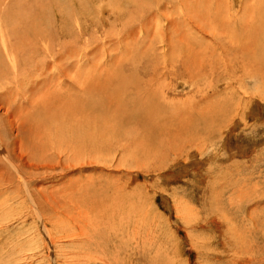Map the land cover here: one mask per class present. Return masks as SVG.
<instances>
[{
  "label": "rangeland",
  "instance_id": "1",
  "mask_svg": "<svg viewBox=\"0 0 264 264\" xmlns=\"http://www.w3.org/2000/svg\"><path fill=\"white\" fill-rule=\"evenodd\" d=\"M242 2L206 12L163 3L138 48L140 33L120 34L105 53L94 31L1 76L0 264H264V52L248 62L255 47L246 35L264 0ZM141 15L117 27L132 32ZM117 72L177 111L159 150L144 135L102 151L99 142H55L44 123L55 99L73 106ZM31 101L46 105L43 120ZM204 117L203 132L186 130Z\"/></svg>",
  "mask_w": 264,
  "mask_h": 264
},
{
  "label": "bare ground",
  "instance_id": "2",
  "mask_svg": "<svg viewBox=\"0 0 264 264\" xmlns=\"http://www.w3.org/2000/svg\"><path fill=\"white\" fill-rule=\"evenodd\" d=\"M163 3L167 6H171L172 9L180 8L184 11H189L191 8L197 10L205 8V10L226 11L222 9L224 8V3L225 7H228L229 10L243 4L242 0H50V2L49 0H0V15L5 18L0 19V78L1 76L7 75L9 72H11L9 75L12 74V76H16L18 72L16 71V67L21 63V60L25 59L27 56H30L28 58L36 57L37 60L34 61L36 63L39 56L42 55L41 53H48L47 55L53 54L54 48L60 46L63 48V51L68 46L76 48L82 36L93 35L94 31L99 32L100 43L104 46L103 52L105 53L107 52V46L104 44L112 38L118 39L120 34H122L121 36L123 37L132 38L133 35L140 33L139 38L137 36H134V38H136L137 43L138 41H143V38H140L143 34L142 25L146 22L149 24L151 20L154 21L159 18L161 15L160 12L157 10L153 11V9H158L160 7L159 5ZM258 3L260 2L258 1ZM259 6V10L253 14L254 16L251 19V21H254L253 27H251L250 32L246 33L247 36L250 35L254 44L253 46L255 47L252 53L247 56V58L250 59L248 62H251V60L253 62L260 61L259 59L264 52V7L262 10L261 5ZM50 10H54L52 15L48 13ZM146 11L153 12L151 18L149 17L150 15H146ZM201 12L206 11L202 10ZM137 13L142 14L139 19L142 20V24L141 26L139 25V28L133 27V23L132 32L127 29V26L117 27V24L121 26V24L127 20H133ZM226 15H228V13ZM184 18L188 19L189 17L186 16ZM219 18L220 17L217 16L213 19L218 22L220 20ZM234 19L235 18L229 19V21L233 22ZM209 20L211 19L209 18ZM126 23L130 25V22ZM225 27L228 28V26ZM7 28H10L9 33ZM50 34H54L56 38L54 41L48 39L47 35ZM135 45L138 48L140 44L138 43V45ZM85 46L87 47V45ZM86 47L83 45L80 50L85 52ZM92 50L93 48L90 49V51ZM133 54L134 52L131 54V59L133 58ZM3 57L6 58V62L2 59ZM39 69L41 70L40 67ZM107 76L110 77V74H107ZM128 90L134 92L126 99L123 94ZM77 97V99L71 100L74 103L73 106L68 104L69 102L65 103L68 99H65L64 102L61 97L55 99V102L48 107V109L46 108V118L44 116L46 119V122H44L45 129L48 131L51 129L54 140L58 138L55 142H64L69 148L78 149L79 145L92 146V144L95 145L96 142H99V145H102L99 150L102 151L103 149H108L111 143H118L119 141L124 142V139L127 140L129 136H135L137 138L138 135H144L146 136L145 145L150 147V149L159 150L157 143L160 145V140H162L161 136L164 135V129L165 132L166 130L170 132L173 131L168 127V129H166L165 124H169L171 121L173 122V120H175V113L177 111L174 113V109L169 105L165 104L163 101L162 103L164 104L160 103L161 100L157 92L143 90L141 84L138 86L133 75L128 76L117 72L115 75H112L107 85L102 86L99 90L90 89L87 95ZM165 97H167V94ZM41 99L42 98H40V101L42 102ZM107 100L116 102L113 103L112 107L106 108L104 101ZM30 103H33L34 110H38L35 114L36 117H33L41 119L43 115L39 114L40 110H45L44 106L46 107V105L41 107V103L40 106L34 101ZM78 114L82 117L75 123L73 121L75 120V115ZM84 116L90 119L84 120ZM194 117L197 116L195 115L193 118ZM192 121L193 119L189 121L190 124L186 130L204 131L206 127V117H204V119L195 118L193 124ZM140 130L141 132H139ZM96 135L98 136L97 140H88L92 137L95 138ZM189 136H191V134H189ZM149 137H151V140ZM120 190L121 189L118 191ZM119 198L123 200L122 197ZM134 203L135 202H133L132 205ZM109 206L112 208L110 203ZM123 215H125V213ZM44 235L47 238L48 233L47 235L44 233Z\"/></svg>",
  "mask_w": 264,
  "mask_h": 264
}]
</instances>
